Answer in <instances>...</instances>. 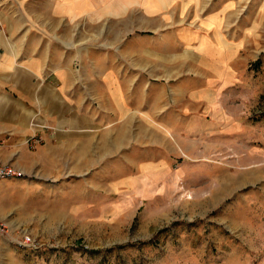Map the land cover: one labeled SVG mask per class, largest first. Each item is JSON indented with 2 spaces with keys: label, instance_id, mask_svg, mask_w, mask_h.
<instances>
[{
  "label": "rangeland",
  "instance_id": "374dc122",
  "mask_svg": "<svg viewBox=\"0 0 264 264\" xmlns=\"http://www.w3.org/2000/svg\"><path fill=\"white\" fill-rule=\"evenodd\" d=\"M49 1L0 0V16L48 31L66 56L75 53L77 69L76 55L90 48L119 58L129 46L136 60L140 45V144H95V162L79 170L68 159L36 179L0 181L2 237L29 236L37 248L25 250L29 264H264V144H154L151 116L154 60L174 59L168 34L184 28L204 44H190L192 59L233 46L248 84L226 99L264 140V0H90L75 16L71 0ZM31 128L33 151L43 143L35 117Z\"/></svg>",
  "mask_w": 264,
  "mask_h": 264
},
{
  "label": "crops",
  "instance_id": "0c3cea01",
  "mask_svg": "<svg viewBox=\"0 0 264 264\" xmlns=\"http://www.w3.org/2000/svg\"><path fill=\"white\" fill-rule=\"evenodd\" d=\"M90 3L71 0L69 6L75 16ZM170 33L174 45L168 52L174 59H155L152 67L159 70L153 74L160 75L152 84L157 97L152 131L159 134L154 144H264L246 118H234L226 99L231 88L243 84V74L228 53L233 46H225L217 59L196 60L188 47H202L201 38L192 41L193 33L184 28ZM61 47L50 41L48 31H32L22 17L0 16V163L12 165L28 179L56 170L68 159L76 170L82 160L95 162V144H140V45L131 51L136 60L129 58V46L121 47L119 58L116 52L90 48L76 55L78 69L75 53L66 56ZM34 117L43 143L31 151L25 141L33 134ZM216 169L224 173L222 166ZM3 188L0 185V200L6 197ZM29 255L12 239L0 237V264H29Z\"/></svg>",
  "mask_w": 264,
  "mask_h": 264
},
{
  "label": "built area",
  "instance_id": "2783aa9c",
  "mask_svg": "<svg viewBox=\"0 0 264 264\" xmlns=\"http://www.w3.org/2000/svg\"><path fill=\"white\" fill-rule=\"evenodd\" d=\"M24 177L22 171L16 169L10 164L0 163V181L21 179ZM8 228L4 223H0V237L7 235ZM12 244L21 250L37 249L35 242L29 236H23L20 239L16 238L12 240Z\"/></svg>",
  "mask_w": 264,
  "mask_h": 264
}]
</instances>
